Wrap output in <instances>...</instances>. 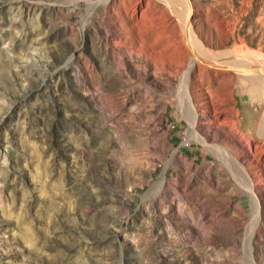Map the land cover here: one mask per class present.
I'll return each mask as SVG.
<instances>
[{
	"label": "rangeland",
	"instance_id": "1",
	"mask_svg": "<svg viewBox=\"0 0 264 264\" xmlns=\"http://www.w3.org/2000/svg\"><path fill=\"white\" fill-rule=\"evenodd\" d=\"M171 1L0 0V264H264V0Z\"/></svg>",
	"mask_w": 264,
	"mask_h": 264
},
{
	"label": "bare ground",
	"instance_id": "2",
	"mask_svg": "<svg viewBox=\"0 0 264 264\" xmlns=\"http://www.w3.org/2000/svg\"><path fill=\"white\" fill-rule=\"evenodd\" d=\"M186 1V5H187V15H186V17L189 15V13H190V9H189V4H188V1L187 0H185ZM186 17H185V21H184V24H183V32H184V40H185V43H186V45H187V47H188V49H189V51H190V53H191V56H192V58H193V60L195 61V62H202L203 60H200V58H201V56L200 55H202V54H205V53H203V51H201L200 52V54H198L197 52L198 51H200V48H199V50L196 52L195 51V49H196V45H195V43L194 42H192V41H190V39H189V34H190V29H189V26L190 25H188V21L186 20ZM188 18V17H187ZM191 37V36H190ZM197 44V43H196ZM205 55H207V54H205ZM198 56L200 57V58H198ZM205 58H207L206 56H205ZM204 57H203V59H205ZM203 63H206L205 61H203ZM206 64H208V63H206ZM219 66V65H218ZM225 66H223V67H218V68H221V69H231V70H238V71H241V72H245V71H248V69L249 68H251L252 70H255V71H257L258 73H261L262 75H263V77H264V67L262 66V68L260 67V65H249V66H239V67H236V66H230V67H227V68H224ZM236 68H240V69H236ZM251 70V71H252ZM246 73V72H245ZM247 74V73H246ZM256 75H258V74H256ZM191 109V108H190ZM192 110V109H191ZM195 114V113H194ZM264 115V114H263ZM263 123H264V120H263ZM262 125V124H261ZM195 128H196V126H195ZM191 129H193L194 130V126H192V128ZM261 131V130H260ZM263 134H264V124H263ZM200 139H201V137H200ZM203 139V138H202ZM199 141V140H198ZM214 147V146H213ZM219 147V146H218ZM217 151L219 152V154H220V156H223V157H228L229 155L222 149V148H217ZM229 160H230V158H229ZM229 164V163H228ZM232 169V168H231Z\"/></svg>",
	"mask_w": 264,
	"mask_h": 264
},
{
	"label": "crops",
	"instance_id": "3",
	"mask_svg": "<svg viewBox=\"0 0 264 264\" xmlns=\"http://www.w3.org/2000/svg\"><path fill=\"white\" fill-rule=\"evenodd\" d=\"M174 2H175V0H173V2L171 1L170 4H174ZM146 8H148L150 11L153 10L152 4L146 5ZM168 10L169 9H167V11ZM172 12H173L172 13L173 16H174L175 13H177L175 8H173ZM168 16H169V14H168V12H166V17H168ZM166 17H165L164 20H162V21L159 20V21L164 23V24H167ZM178 34H179V27L177 25V20L176 19H171V22H170L169 25H164L161 28V30L158 31V33H156L155 35L151 34L150 36H151V38H159L161 40L160 44H162L163 42L164 43H168L169 41H173V43H174V40L177 39Z\"/></svg>",
	"mask_w": 264,
	"mask_h": 264
},
{
	"label": "water",
	"instance_id": "4",
	"mask_svg": "<svg viewBox=\"0 0 264 264\" xmlns=\"http://www.w3.org/2000/svg\"><path fill=\"white\" fill-rule=\"evenodd\" d=\"M251 70H252L251 68L248 69V71H251Z\"/></svg>",
	"mask_w": 264,
	"mask_h": 264
}]
</instances>
